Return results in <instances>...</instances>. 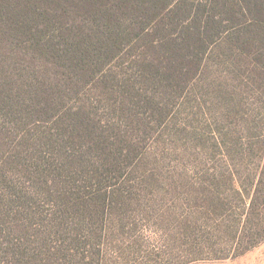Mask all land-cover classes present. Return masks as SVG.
Returning a JSON list of instances; mask_svg holds the SVG:
<instances>
[{"label": "trees", "instance_id": "trees-1", "mask_svg": "<svg viewBox=\"0 0 264 264\" xmlns=\"http://www.w3.org/2000/svg\"><path fill=\"white\" fill-rule=\"evenodd\" d=\"M212 69L240 102L196 142L173 107L187 92L194 115ZM207 140L243 162L196 163ZM154 152L179 163L169 184ZM263 241L264 0H0V264H191Z\"/></svg>", "mask_w": 264, "mask_h": 264}, {"label": "rangeland", "instance_id": "rangeland-1", "mask_svg": "<svg viewBox=\"0 0 264 264\" xmlns=\"http://www.w3.org/2000/svg\"><path fill=\"white\" fill-rule=\"evenodd\" d=\"M223 43V40L220 42V44ZM205 80H201V84L197 85L195 91L200 92L199 96L197 97V100L199 104H196L194 107L195 114H189V112L185 111L182 107L184 106V102L186 100V93H184L181 98L176 101V104L174 105V110H179L182 114V117L190 124L195 126L197 128V134L194 139L196 142L199 139H207L211 137L213 134H216L219 136V132L217 128L219 126H228L233 125V119L228 118V111H232L234 109V106L228 104V100L230 102L231 99H234V97H231L228 93V71L225 69H212L210 71V74L208 76H205ZM239 81V78L236 80ZM211 86V87H208ZM253 92V90H252ZM226 94H229L230 96H226ZM256 94V93H255ZM203 95V96H202ZM251 97L248 98L247 96L243 99L242 103V115L240 117H244L247 119V116H249L251 113H258V104L256 103L258 101L257 97ZM257 96V94L255 95ZM206 100V107L202 104V101ZM235 100V99H234ZM235 104L238 105L240 102V98L238 97L237 100H235ZM199 106V107H198ZM201 107V108H200ZM244 110V112H243ZM239 117V119H240ZM261 118V117H260ZM259 116L256 115V119H260ZM237 118H235L236 120ZM240 121V120H239ZM184 123V121H182ZM244 138L245 143H247L246 138H248L245 135H242ZM203 143L205 141H202L200 143L198 152L199 156L202 159H198L196 163H201L204 165V161L206 162V158L202 156H212L210 157L211 160L209 163L210 167L213 168V166H216L218 170L223 171L224 176H228L232 173V169L236 170V167L234 164L238 163L239 160L243 162L242 158L237 157L234 155V153L231 154V156H228L225 153H222L218 149L209 148L211 146L209 141H206V146H203ZM154 151V150H153ZM155 155V156H154ZM226 158H225V157ZM251 162L250 164L244 165L242 170L239 171L242 175L243 180H245V184H253L254 173L256 171V167L259 164L261 155L252 153L251 154ZM228 158V165H225ZM239 158V159H238ZM238 159V160H237ZM204 160V161H203ZM157 161H160V163H157ZM163 161L164 169L161 166V162ZM149 164L154 168L156 167L158 170L161 171L158 172L159 176H163L167 181L166 184H169L171 181L170 174L167 171H170L174 167L178 166L179 163H176V160H171L163 157L162 154H158L154 152L152 157L149 159ZM228 180V179H227ZM225 184V183H222ZM227 184V183H226ZM191 264H264V241L258 245L257 247L253 248L252 250L244 253L243 255H240L238 257H230L223 260H214V261H201V262H195Z\"/></svg>", "mask_w": 264, "mask_h": 264}]
</instances>
